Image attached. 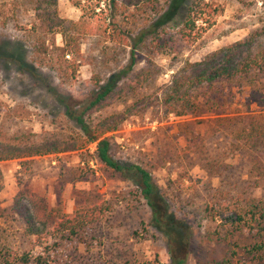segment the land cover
I'll use <instances>...</instances> for the list:
<instances>
[{"label":"rangeland","instance_id":"374dc122","mask_svg":"<svg viewBox=\"0 0 264 264\" xmlns=\"http://www.w3.org/2000/svg\"><path fill=\"white\" fill-rule=\"evenodd\" d=\"M0 0V22L4 17L17 19L18 25L34 21L24 0ZM107 1V0H106ZM118 2L120 0H117ZM163 8L157 18L160 31L175 32L181 24L190 0H160ZM221 9L213 26L189 49L181 53L149 55L135 52V64L122 77L113 95L91 113L110 116L117 122L115 130L105 132L111 154L117 160L141 163L159 187L161 200L157 210L139 194L134 182L110 170L102 171L93 160L96 141L80 150L34 156L32 173L17 185L18 161H0L3 176L0 210L12 204L18 192H34L45 198L49 207L61 206L71 214L84 202L105 200L110 207L104 221L85 229L83 243L74 240L63 244L56 264H121L124 258L150 264H221L235 244L234 237H223L218 221L203 212L219 176H209L203 162L223 153L233 169L223 178L244 181L248 162L235 154V146L219 132L213 131V119L219 112L163 116L161 98L172 80L184 73L185 62L201 61L216 49L236 40L252 39V46L264 43V0H204ZM16 14L13 15L12 5ZM61 17L77 19L80 10L68 0H57ZM59 35H48L46 44L59 43ZM98 44L85 40L82 51L96 53ZM20 57L32 70L19 71ZM31 47L19 33L0 27V127L8 134L26 131L43 137L72 141L79 136L77 127L63 115L69 106L87 101L96 89L91 81L92 67L83 64L73 83L61 84L48 69L33 60ZM114 61L99 67L104 79L127 68L129 47L121 50ZM264 82V73L259 74ZM198 90V89H197ZM243 109L237 106L236 111ZM252 112L262 108L252 106ZM239 114L246 115V112ZM163 117V119H162ZM190 131L184 136L179 125ZM99 138V139H100ZM190 152H186L185 149ZM79 152L84 162L79 164ZM77 165H84L85 176L79 180ZM251 196L264 197V184L250 189ZM155 220V221H154ZM2 221V220H0ZM243 235L239 236L241 240Z\"/></svg>","mask_w":264,"mask_h":264},{"label":"trees","instance_id":"16d2710c","mask_svg":"<svg viewBox=\"0 0 264 264\" xmlns=\"http://www.w3.org/2000/svg\"><path fill=\"white\" fill-rule=\"evenodd\" d=\"M68 1L81 12L76 20L59 15L57 0H24L34 19L30 27L18 25L17 19L7 16H2L0 27L24 37L33 60L50 70L61 84L73 83L83 64L92 67L91 81L96 89L90 98L73 107L64 103L63 115L77 127L79 136L72 141L59 140L26 131L8 134L0 127V161H18L16 182L21 186L25 176L32 173V157L80 150L97 140L93 160L102 171L110 170L134 182L155 212L154 201L162 198L151 173L141 163L115 159L109 139L100 137L115 130L117 122L108 123L111 115L97 116L93 121L91 113L103 106L118 82L132 69L135 52L154 56L181 53L214 25L221 9L204 0H190L178 29L168 32L160 31L156 25L163 12L160 0ZM48 35H59V43L46 44ZM85 40H94L99 45L96 53H90L89 48L81 50ZM252 42L248 38L236 40L201 61H186L184 73L172 80L161 98L164 117L170 113L219 112L212 122L213 131L228 138L235 146V154L244 156L248 162L247 178L240 182L223 178V174L233 169L223 153L209 157L202 164L209 176L221 177L218 186L211 189L203 212L207 218L218 221L223 237L236 238L235 250L221 264H264V197L250 194L251 188L264 184V114L251 111L252 106H264V82L259 78L264 73V43L252 46ZM127 47L130 53L127 68L104 79L97 68L116 60L115 56ZM14 59L20 61L19 71L25 68L33 71L20 57ZM237 106L243 109L236 111ZM179 128L184 136H189L184 124ZM78 160L79 164L85 160L81 152ZM83 168L84 165H77L70 169L71 173L78 172L71 180L83 178L86 175ZM2 182L0 171V191ZM109 208L105 200L84 202L69 214L59 205L49 207L39 194L18 191L11 206L0 210V264H56L63 244L74 240L83 243L85 229L103 222ZM121 264L150 263L124 258ZM178 264H184V260Z\"/></svg>","mask_w":264,"mask_h":264}]
</instances>
